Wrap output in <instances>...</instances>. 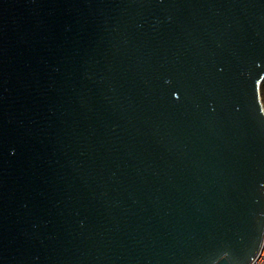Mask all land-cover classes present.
I'll return each mask as SVG.
<instances>
[{"label": "water", "instance_id": "water-1", "mask_svg": "<svg viewBox=\"0 0 264 264\" xmlns=\"http://www.w3.org/2000/svg\"><path fill=\"white\" fill-rule=\"evenodd\" d=\"M263 80L264 0H0V264H250Z\"/></svg>", "mask_w": 264, "mask_h": 264}, {"label": "built area", "instance_id": "built-area-1", "mask_svg": "<svg viewBox=\"0 0 264 264\" xmlns=\"http://www.w3.org/2000/svg\"><path fill=\"white\" fill-rule=\"evenodd\" d=\"M250 264H264V233H263L260 249Z\"/></svg>", "mask_w": 264, "mask_h": 264}, {"label": "trees", "instance_id": "trees-1", "mask_svg": "<svg viewBox=\"0 0 264 264\" xmlns=\"http://www.w3.org/2000/svg\"><path fill=\"white\" fill-rule=\"evenodd\" d=\"M259 91H260L261 103L264 108V80L260 84Z\"/></svg>", "mask_w": 264, "mask_h": 264}]
</instances>
